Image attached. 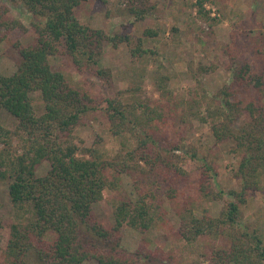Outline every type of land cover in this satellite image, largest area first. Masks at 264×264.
<instances>
[{
	"label": "trees",
	"instance_id": "1",
	"mask_svg": "<svg viewBox=\"0 0 264 264\" xmlns=\"http://www.w3.org/2000/svg\"><path fill=\"white\" fill-rule=\"evenodd\" d=\"M82 1L0 0V34L14 27L25 30L19 20L8 16V4H20L26 9L35 33L26 45L12 42L19 61L11 74L0 73V110L8 111L17 120L14 129L0 123V181L7 183L17 218L9 225V237L2 248L3 264H81L86 260L96 264H170L169 258L170 263H164L158 257L160 253L146 245L150 237L145 234L157 231L166 222L162 198L154 185L161 174L162 182L167 183L163 193L174 199L176 183L186 178L189 162L177 163L168 147L157 146L151 133L142 127L149 120L140 121L135 105L109 97L100 99L63 72L53 70L49 63V56L63 54L70 57L77 71L108 79L110 71L101 64L105 44L115 48L123 42L131 45L129 35L111 34L81 22L74 9ZM204 2L196 1V14L211 26L218 18L209 17ZM157 34L146 28L142 35ZM142 42L138 37L130 47L132 57L151 51L142 47ZM231 78V83L218 94L205 95L209 101L201 118L210 122L217 142L234 141L235 150L241 154L236 171L241 191L230 190L233 199L215 217L207 212L198 217L190 208L178 212V234L188 244L201 236L212 239L210 243L222 242L210 245L204 253L210 264H263L264 231L241 226L239 206L245 203L244 194L249 189L264 186V68L254 73L244 60L232 68ZM244 88H254L262 101L229 99L232 89ZM36 92L42 101L38 113L32 102ZM144 110L147 113L153 109L145 106ZM95 111L103 112L111 133L121 144L120 152L113 158H107L96 147L79 145L80 138L73 134L74 126L84 124ZM241 115L247 120L236 127L235 120ZM140 125L146 134L134 132ZM80 149L84 155L77 154ZM195 155L193 151L191 156ZM43 162L49 167L40 175L37 169ZM204 166L205 175L210 168ZM148 171L155 180L135 178ZM122 173L130 174L137 196L115 204L112 224L105 226L92 205L103 198L105 188L122 187ZM199 191L210 199L222 195L207 190L205 176L200 180ZM125 226L143 235L133 251L120 244Z\"/></svg>",
	"mask_w": 264,
	"mask_h": 264
},
{
	"label": "rangeland",
	"instance_id": "2",
	"mask_svg": "<svg viewBox=\"0 0 264 264\" xmlns=\"http://www.w3.org/2000/svg\"><path fill=\"white\" fill-rule=\"evenodd\" d=\"M196 1H82L74 9L75 16L81 22L111 34L131 37L130 46L126 42L118 44L116 48L105 44L101 64L110 71L108 79L100 80L89 73L77 71L66 55L49 56L53 70L63 72L94 96L135 105L140 121L149 120L142 127H145L146 133H151L157 146L168 147L171 158L177 163L189 162L187 176L177 181L176 196L172 200L163 193L167 183L162 182L161 174L157 179L149 171L145 176H135L139 181L146 177L148 180L152 178L150 181L156 179L154 188L158 189V195L162 198L166 222L157 231L145 234L150 237L146 245L152 251L159 252L158 257L164 263H170L169 258L170 264H210L204 253L210 245L222 243L219 240L210 243L212 239L207 236L197 238L193 244L186 243L178 234V212L190 208L198 217L204 212L215 217L233 199L229 191H241L242 188L241 180L236 176L241 154L235 150L234 141L226 139L217 142L212 135L210 122L201 118L207 108V97L218 94L228 86L232 81V68L244 60L254 73H260L264 68V0H206L204 7L209 17L218 18L211 26H208L207 20L197 16ZM8 7L10 19L19 20L25 30L14 27L0 34V73L3 75L11 74L19 61L12 42L26 45L35 37L26 9L20 4H8ZM146 28L154 29L158 34L143 36ZM138 37L142 38V47L151 51L132 57L129 49ZM206 68L208 71L204 72ZM232 90L230 100L262 101L254 88ZM32 102L37 113L40 112L42 101L37 92L33 94ZM145 106L153 110L146 113ZM102 113H90L84 124L74 126L73 134L80 138L79 145L96 147L107 158H113L122 147ZM152 114L157 115L153 117ZM246 120L245 115L238 116L235 126H240ZM16 121L8 111L0 110L1 124L14 129ZM141 129V125L137 126L134 132L146 134ZM149 148L153 147L149 145ZM193 151L195 156H191ZM77 154L84 155L83 150L80 149ZM139 163L144 165L142 161ZM204 165L210 168L205 175L202 174ZM48 167L43 162L37 173L44 174ZM202 176L206 178L207 190L221 192V197L210 199L201 195L199 183ZM121 179V188H105L103 198L92 205L97 218L105 226L112 224L115 204L126 198L134 200L137 196L130 174L122 173ZM244 196L245 203L239 206L240 225L248 230L255 228L264 231V186L261 184L249 189ZM15 221L17 218L9 200L7 183L0 181V264L5 261L2 248L9 237V225ZM142 236L140 231L125 226L120 244L124 249L133 251ZM37 264L42 263L38 261ZM81 264L96 263L86 260Z\"/></svg>",
	"mask_w": 264,
	"mask_h": 264
}]
</instances>
